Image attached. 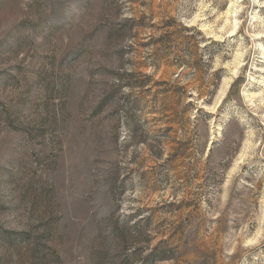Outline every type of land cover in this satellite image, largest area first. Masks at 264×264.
<instances>
[{"label":"rangeland","instance_id":"rangeland-1","mask_svg":"<svg viewBox=\"0 0 264 264\" xmlns=\"http://www.w3.org/2000/svg\"><path fill=\"white\" fill-rule=\"evenodd\" d=\"M257 1L0 0V264H264Z\"/></svg>","mask_w":264,"mask_h":264},{"label":"bare ground","instance_id":"bare-ground-1","mask_svg":"<svg viewBox=\"0 0 264 264\" xmlns=\"http://www.w3.org/2000/svg\"><path fill=\"white\" fill-rule=\"evenodd\" d=\"M243 2L244 0H232V3L230 4L228 10L224 13V21L225 24L224 26L221 28V30L219 31V33H215V32H211L208 33L210 38H213L215 41L218 42H224V38H226L225 35H228L227 38H232L238 35L240 28H241V20L240 17L244 12V8H243ZM254 5L255 6H259L260 2L257 0H254ZM253 20H256L257 17L253 16L252 17ZM205 28V26H202ZM229 28V29H227ZM221 33V34H220ZM252 37L254 38V41L256 40H262L264 39V32H257L255 34L252 35ZM244 52V51H242ZM263 57H264V50H263ZM244 57H245V53H241V52H237L236 53V59L234 62V67L232 69V77L229 79H226L224 87L220 93V98L218 103L215 105L214 109L212 110H217L221 104L223 103L224 99L226 98L227 95V91L232 88V86L236 83V80L240 78V74H241V70L244 67ZM261 72H264L263 69H258ZM254 78H252L253 80ZM259 94H257L258 96ZM247 98L249 96L245 95ZM260 96V95H259ZM256 97V94H252V99ZM216 112V111H215ZM219 130H221V127H219Z\"/></svg>","mask_w":264,"mask_h":264}]
</instances>
